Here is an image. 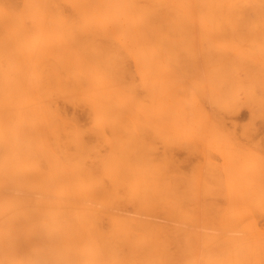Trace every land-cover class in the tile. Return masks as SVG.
<instances>
[{
	"label": "bare ground",
	"instance_id": "1",
	"mask_svg": "<svg viewBox=\"0 0 264 264\" xmlns=\"http://www.w3.org/2000/svg\"><path fill=\"white\" fill-rule=\"evenodd\" d=\"M229 101L264 111V0H0V264H264Z\"/></svg>",
	"mask_w": 264,
	"mask_h": 264
},
{
	"label": "rangeland",
	"instance_id": "2",
	"mask_svg": "<svg viewBox=\"0 0 264 264\" xmlns=\"http://www.w3.org/2000/svg\"><path fill=\"white\" fill-rule=\"evenodd\" d=\"M242 25V27L243 28H241V29H239V27ZM241 25H238L239 27H236L235 25H233L232 27V30H231V32L232 33H236L235 31H237V32H249L250 30L252 31V29H250L252 26H253V24L252 25H247V24H241ZM178 26H179V28L180 27H182V25L180 24H178ZM184 26H186L187 28L189 27L188 25H184ZM251 26V27H250ZM226 27H229L228 25H226ZM231 27V26H230ZM237 28V29H235V28ZM249 28V29H248ZM231 29V28H230ZM230 29H229V31H230ZM177 30H179V29H177ZM235 30V31H234ZM241 30V31H240ZM247 30H249V31H247ZM178 35V34H177ZM176 35V36H177ZM245 38V37H244ZM247 40H249L248 39V36H247V38H246ZM246 39H243V40H239V41H245ZM247 40L245 41V42H247ZM238 41V40H237ZM249 41H252V40H249ZM254 41V40H253ZM255 41H257V40H255ZM259 41V40H258ZM261 41V40H260ZM230 102V101H229ZM230 109L228 110V111H225V110H221V113H230V114H232V117H233V119H235L236 121H237V132H236V134H237V137L235 138V139H237V143H242L243 144V147H244V149H243V147L240 145V144H238L240 147V149H242V150H238V152L239 153H237V156H238V154H239V158L237 157V156H235V158H236V162L235 163H238L239 162V160L238 159H241L240 160V164L238 163V164H235V167H237V168H232V167H230V171H228L229 169H227V168H229V167H227L226 169H224V168H222V169H224V170H227V174L225 173H222V172H224L223 170H221V169H219V173H221V176H222V178H221V180L223 179L224 180V176H226V175H230V177H234V179H232V180H234L235 182L234 183H236V184H238V185H236L235 187H236V189L238 190L239 189V191L237 192V197H238V200L235 198L234 199V201L231 203V199H228L227 197H224V195H227V191L226 190H224V191H221L220 192V194H219V202H220V204L221 205H223V206H225V205H229L228 207H230V209H228L227 208V206H226V208L225 207H223V208H225V209H228V210H226L225 212H229V210L230 211H233L234 210V212L236 213V212H238V214L236 213V216H237V218H236V222L238 223V221L239 220H241L239 223H241V224H239L240 226H242L241 228L243 229L244 227H243V225H244V223H245V226H246V229L247 228H249V226H251V224L253 225V227L252 228H249V230L251 231L252 230V232H253V230H254V228L256 229V230H261L262 228L261 227H264V193H261V190H262V192H264L263 190H264V188H262V187H264V175H263V173H264V158H260V160L259 161H262L261 163H259V167L262 165L263 166V168L262 167H258L257 166V164H258V158L259 157H264V115H261V114H264V111L262 112L261 110H256V111H254V113L253 112H249L248 110H247V106H245V104L244 103H240V102H235V101H231L230 103ZM239 123V124H238ZM239 125H241V126H239ZM261 126H262V128H261ZM238 127H240V128H238ZM260 127V128H259ZM261 129V130H263V131H261V130H259V129ZM240 130V131H239ZM239 139V140H238ZM238 141H240V142H238ZM245 144V145H244ZM247 144V145H246ZM246 146H248V147H246ZM249 149L247 152H246V150L247 149ZM244 150V151H243ZM250 150H251V153H250ZM240 151H242V154H241V152ZM252 151H253V153H252ZM259 151H261L262 152V154H259L260 152ZM248 152L250 153V154H248ZM259 152V153H258ZM211 153V151L209 152V154ZM213 153V152H212ZM247 153V154H246ZM256 153V155L257 156H255L254 154ZM258 153V154H257ZM215 154V153H214ZM244 154H246V157L247 158H249V159H251L249 156L250 155H252L251 157L253 158V161L254 160H256L257 161V163L255 164L254 162H252L251 160L249 161V159H246V157H245V155ZM242 155H244V156H242ZM248 155V156H247ZM212 156H214V157H216L217 155L215 154V155H213L212 154ZM218 157V156H217ZM216 157V158H217ZM242 157V158H241ZM254 157H256V158H254ZM258 157V158H257ZM244 158V159H243ZM263 159V160H262ZM238 160V161H237ZM245 160V162L243 163V165H242V163L241 162H243ZM249 162V163H248ZM251 162H252V164L253 165H251ZM246 163V164H245ZM250 164V165H249ZM239 165H242L241 166V169H240V166ZM250 166V167H246V166ZM255 165V166H254ZM243 167V168H242ZM257 167H258V169H257ZM246 168V169H245ZM252 168V170H251V172H250V169ZM232 169V170H231ZM245 169V170H244ZM261 169H263V170H261ZM239 170H240V172L241 173H239ZM262 172H261V171ZM243 171V172H242ZM252 171H253V173H252ZM256 171H258V172H256ZM260 171V172H259ZM226 172V171H225ZM232 173L233 174V176H232V174H228V173ZM235 172V173H234ZM250 174H249V173ZM254 172H256L255 174H254ZM238 175H237V174ZM245 173H247V174H245ZM251 173H252V175H253V177H252V175H251ZM257 173H259V174H257ZM261 173V174H260ZM223 174V175H222ZM249 174V176H245V175H248ZM244 175V176H243ZM256 175H259V177H257ZM263 176V178H262V176ZM241 176H243V177H241ZM242 178V180L241 181H239L241 178ZM244 177H249L251 180H246V179H249V178H245V181H244ZM226 178V177H225ZM239 178V179H238ZM236 179V180H235ZM255 180L256 182H258V183H255V181H254V183L257 185L258 184V186L257 187H255L256 185H254L253 184V180ZM239 181V183H237ZM242 181H243V183H242ZM252 181V182H251ZM262 183V184H261ZM249 184V185H248ZM253 185V187H252V185ZM249 186V187H247V189H246V191H245V193L246 194H244L243 192H244V190L245 189H243V188H246L245 186ZM259 185H261L260 186V188H259ZM242 190H241V189ZM248 188H249V190H251L250 192H249V190H248ZM251 188V189H250ZM255 189V191H253ZM240 190H241V192H240ZM222 192H225L224 194H222ZM239 192L241 193V195H238L239 194ZM247 193H250V195H248ZM223 195V196H222ZM247 195V197H245ZM221 198H223V200L221 199ZM241 200H240V199ZM241 201V202H240ZM227 202L228 203H230V204H227ZM240 202V203H239ZM224 203H226L225 205H224ZM241 203H243V204H241ZM236 204H239L238 206H236ZM241 204V205H240ZM246 207H245V206ZM252 207V208H250V207ZM231 207H234L233 209H231ZM249 207V208H248ZM223 208H222V210H223ZM236 208H240L239 209V211H238V209H236ZM244 209V210H242V209ZM252 209H254L253 211H252ZM246 210H249L248 212L246 211ZM224 211V210H223ZM224 212V213H225ZM242 212H244V213H242ZM246 212H247V215L249 214V216H247L246 215ZM252 213V215H250ZM227 214V213H226ZM239 214L241 215H243V217H244V215H246L243 219H242V216H239ZM250 216H252L253 217V219H252V221H250L247 217H249V218H251ZM241 219H240V218ZM239 218V219H238ZM245 219V220H244ZM248 220V223H249V221L250 222H252V223H250V225L248 226L247 224H246V221ZM253 222L254 223H257V225H259V226H257V225H255V227H254V224H253ZM263 224V225H262ZM239 225H237V228H238V232L240 233V236H239V233H238V239H236V241H238L237 243H238V245H240V244H243L242 246H247V248H251V245L252 246H254V245H256L255 243L257 242V240L255 239V238H257L258 236H259V231H257V233H254V232H256V231H254L253 232V234H251V233H248L249 232V230L247 229L246 230V234H245V232L243 233L241 230H239V228H240V226ZM248 226V227H247ZM245 229V228H244ZM264 229V228H263ZM243 231H245V230H243ZM243 234H244V237H245V240H244V237H242L243 236ZM255 234H257L256 236H255ZM249 237H251L250 235H252L253 236V238L252 239H249L248 238V236ZM247 236V237H246ZM241 237V238H240ZM240 238V239H239ZM250 240V241H252V242H250V241H248V239ZM242 239V240H241ZM239 240H241V241H239ZM246 240H247V242H246ZM254 241H256V242H254ZM245 242V243H244ZM240 243V244H239ZM249 243V244H248ZM246 244V245H245ZM248 244V245H247ZM251 244V245H250ZM241 246V245H240ZM239 246V247H240ZM249 246V247H248Z\"/></svg>",
	"mask_w": 264,
	"mask_h": 264
}]
</instances>
